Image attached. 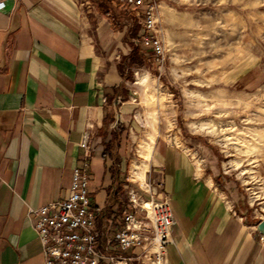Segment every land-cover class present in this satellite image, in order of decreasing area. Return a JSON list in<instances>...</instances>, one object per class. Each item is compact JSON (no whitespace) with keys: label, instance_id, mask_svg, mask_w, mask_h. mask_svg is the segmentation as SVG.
Returning a JSON list of instances; mask_svg holds the SVG:
<instances>
[{"label":"crops","instance_id":"1","mask_svg":"<svg viewBox=\"0 0 264 264\" xmlns=\"http://www.w3.org/2000/svg\"><path fill=\"white\" fill-rule=\"evenodd\" d=\"M0 2V264L45 263L29 208L68 197L87 133L94 144L91 181L102 182V202L90 191L92 203L106 208L99 228L105 229L112 206L120 210L130 180L143 184L149 170L171 197L175 223L164 260L132 264H264L260 220H254L263 207L253 210L251 195L241 198L240 188L163 134L139 140L141 162L128 157L134 65L125 59L142 34L135 27L141 8L119 0ZM140 74L132 83L138 93ZM146 116L157 131L152 112ZM249 189L263 192L264 181ZM132 252L138 257L143 249Z\"/></svg>","mask_w":264,"mask_h":264},{"label":"rangeland","instance_id":"2","mask_svg":"<svg viewBox=\"0 0 264 264\" xmlns=\"http://www.w3.org/2000/svg\"><path fill=\"white\" fill-rule=\"evenodd\" d=\"M156 1L164 56L131 64L132 83L141 73L143 99L131 83L135 118L128 157L141 162L139 140L163 134L240 188L241 198L251 195L252 209L263 207L254 220H262L264 189L249 186L264 181V0ZM142 24L135 25L141 32ZM150 112L157 131L147 120ZM124 175L130 177V168ZM91 180L89 189L101 203V179Z\"/></svg>","mask_w":264,"mask_h":264},{"label":"built area","instance_id":"3","mask_svg":"<svg viewBox=\"0 0 264 264\" xmlns=\"http://www.w3.org/2000/svg\"><path fill=\"white\" fill-rule=\"evenodd\" d=\"M119 1L144 7L142 23L147 34L143 43L152 47L157 59L163 58L165 49L158 34L157 1ZM3 6L0 2V8ZM81 147L82 163L74 168L68 197L29 208V214L36 216L35 229L43 245L44 264H132L138 258H153L158 263L164 260L172 241L175 216L162 179L152 176L149 170L143 184L130 180L131 184L119 196L120 210L114 206L109 209L108 222L102 230L98 227V217L106 208L93 206L89 189L94 151L91 134H85ZM118 212L122 215L121 226L115 229ZM261 240L264 242V235ZM134 247H141L142 255H128Z\"/></svg>","mask_w":264,"mask_h":264},{"label":"trees","instance_id":"4","mask_svg":"<svg viewBox=\"0 0 264 264\" xmlns=\"http://www.w3.org/2000/svg\"><path fill=\"white\" fill-rule=\"evenodd\" d=\"M147 34V31L144 28V31L139 36V42L134 46L132 54L125 59L126 63L133 64L136 62H141L144 59L150 58L152 61H155V55L153 53L152 47L146 46L143 43V37Z\"/></svg>","mask_w":264,"mask_h":264},{"label":"water","instance_id":"5","mask_svg":"<svg viewBox=\"0 0 264 264\" xmlns=\"http://www.w3.org/2000/svg\"><path fill=\"white\" fill-rule=\"evenodd\" d=\"M256 229H257V231L259 233H261L262 235H264V218L262 220H260V222L257 224Z\"/></svg>","mask_w":264,"mask_h":264},{"label":"bare ground","instance_id":"6","mask_svg":"<svg viewBox=\"0 0 264 264\" xmlns=\"http://www.w3.org/2000/svg\"><path fill=\"white\" fill-rule=\"evenodd\" d=\"M147 205V204H146Z\"/></svg>","mask_w":264,"mask_h":264}]
</instances>
